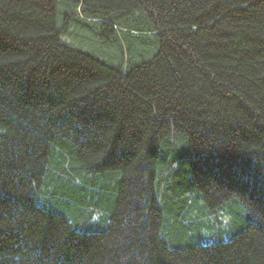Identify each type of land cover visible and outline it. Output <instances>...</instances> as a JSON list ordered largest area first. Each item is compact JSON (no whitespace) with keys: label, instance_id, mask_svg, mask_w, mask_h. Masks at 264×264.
I'll return each mask as SVG.
<instances>
[{"label":"trees","instance_id":"obj_1","mask_svg":"<svg viewBox=\"0 0 264 264\" xmlns=\"http://www.w3.org/2000/svg\"><path fill=\"white\" fill-rule=\"evenodd\" d=\"M0 264H264V0H0Z\"/></svg>","mask_w":264,"mask_h":264},{"label":"rangeland","instance_id":"obj_2","mask_svg":"<svg viewBox=\"0 0 264 264\" xmlns=\"http://www.w3.org/2000/svg\"><path fill=\"white\" fill-rule=\"evenodd\" d=\"M50 209L61 213V211L53 209L51 206ZM210 211L206 215H203L204 217H197L192 223L185 221L189 225V235L181 243L183 246L210 245L230 241L252 220L247 210L242 207L237 211L230 208L228 210L222 209L217 213L213 209H210ZM80 229L90 232L100 231V228L93 222H91L90 226L85 224ZM169 243L173 244L170 241Z\"/></svg>","mask_w":264,"mask_h":264}]
</instances>
